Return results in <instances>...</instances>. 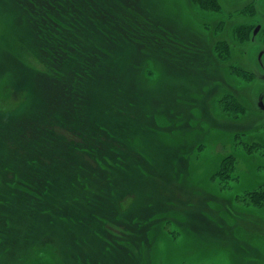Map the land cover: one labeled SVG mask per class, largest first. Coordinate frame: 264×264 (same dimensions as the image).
I'll use <instances>...</instances> for the list:
<instances>
[{
  "label": "rangeland",
  "instance_id": "rangeland-1",
  "mask_svg": "<svg viewBox=\"0 0 264 264\" xmlns=\"http://www.w3.org/2000/svg\"><path fill=\"white\" fill-rule=\"evenodd\" d=\"M250 2L0 0V264H264Z\"/></svg>",
  "mask_w": 264,
  "mask_h": 264
},
{
  "label": "flooded vegetation",
  "instance_id": "flooded-vegetation-1",
  "mask_svg": "<svg viewBox=\"0 0 264 264\" xmlns=\"http://www.w3.org/2000/svg\"><path fill=\"white\" fill-rule=\"evenodd\" d=\"M244 9H251V11L250 13H244ZM238 13L242 18L246 17L251 20L248 49H252L255 65L254 69L242 70L250 73L249 75L253 77H260L264 73V0H251L247 8L242 6ZM246 14L249 15L246 16ZM259 108L264 112V101L259 102Z\"/></svg>",
  "mask_w": 264,
  "mask_h": 264
},
{
  "label": "trees",
  "instance_id": "trees-1",
  "mask_svg": "<svg viewBox=\"0 0 264 264\" xmlns=\"http://www.w3.org/2000/svg\"><path fill=\"white\" fill-rule=\"evenodd\" d=\"M262 186V185H261ZM263 198H264V194H263Z\"/></svg>",
  "mask_w": 264,
  "mask_h": 264
}]
</instances>
